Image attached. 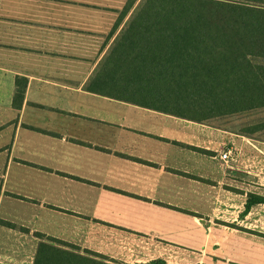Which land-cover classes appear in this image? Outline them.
Returning a JSON list of instances; mask_svg holds the SVG:
<instances>
[{"label":"crops","instance_id":"obj_1","mask_svg":"<svg viewBox=\"0 0 264 264\" xmlns=\"http://www.w3.org/2000/svg\"><path fill=\"white\" fill-rule=\"evenodd\" d=\"M127 2L0 0V264L48 237L111 264H264V132L164 112Z\"/></svg>","mask_w":264,"mask_h":264},{"label":"trees","instance_id":"obj_2","mask_svg":"<svg viewBox=\"0 0 264 264\" xmlns=\"http://www.w3.org/2000/svg\"><path fill=\"white\" fill-rule=\"evenodd\" d=\"M136 2L128 0L119 20ZM123 37L144 39L145 56L160 59L155 74L146 69L142 75L165 84L171 101L162 106L168 108L164 112L220 125L264 112V0H140ZM23 88L15 102L23 99ZM249 119L239 125L242 135L264 132V121ZM257 204L264 198L249 196L246 210ZM34 264L111 263L48 237L39 244Z\"/></svg>","mask_w":264,"mask_h":264},{"label":"rangeland","instance_id":"obj_3","mask_svg":"<svg viewBox=\"0 0 264 264\" xmlns=\"http://www.w3.org/2000/svg\"><path fill=\"white\" fill-rule=\"evenodd\" d=\"M247 118H255L253 121L255 122H260V121H264V117L263 115H260V113H254V115H252L251 117L249 116H243L241 118V120L239 121H230V120H226V124L227 126H230L229 129H231L232 131H239V128H240V124L241 126L243 127L244 126V123L246 122ZM258 118V120H257ZM241 127V128H242ZM8 143H10V141H8ZM13 193H10L9 191L7 192V194L5 195L6 198H8L9 202L8 203H11L14 199H16L14 196H12ZM14 203V202H13ZM2 227V226H0Z\"/></svg>","mask_w":264,"mask_h":264},{"label":"built area","instance_id":"obj_4","mask_svg":"<svg viewBox=\"0 0 264 264\" xmlns=\"http://www.w3.org/2000/svg\"><path fill=\"white\" fill-rule=\"evenodd\" d=\"M220 159L226 164V167L228 169H231V167L229 166V160H230V153L229 152L221 154Z\"/></svg>","mask_w":264,"mask_h":264}]
</instances>
